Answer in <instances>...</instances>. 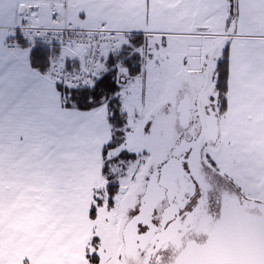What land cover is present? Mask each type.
I'll list each match as a JSON object with an SVG mask.
<instances>
[{"label": "crops", "instance_id": "obj_1", "mask_svg": "<svg viewBox=\"0 0 264 264\" xmlns=\"http://www.w3.org/2000/svg\"><path fill=\"white\" fill-rule=\"evenodd\" d=\"M19 2L0 0V12L21 16ZM25 2L38 5L35 17L23 13L34 22L47 21L52 3L78 25L105 20L115 29L139 30L172 73L189 69L191 46L207 55L234 18L220 126L233 128L237 174L264 200V0ZM12 27H0V264H87L96 230L89 195L102 181L114 133L108 106L66 104L58 81L33 65L29 46L5 44Z\"/></svg>", "mask_w": 264, "mask_h": 264}, {"label": "rangeland", "instance_id": "obj_2", "mask_svg": "<svg viewBox=\"0 0 264 264\" xmlns=\"http://www.w3.org/2000/svg\"><path fill=\"white\" fill-rule=\"evenodd\" d=\"M134 35L136 33L131 37ZM131 40L133 39L127 37L110 48L119 49ZM141 42L134 48L137 52L143 49V52L131 62L134 66L120 65L119 71L123 73L120 81L124 82L120 83L119 88L110 96L116 101L109 105L110 98L103 96L98 100L106 103L111 122L115 123L117 128L113 127V138L104 153L102 181L89 195L96 230L86 251L87 264H125L122 238L124 225L139 205L145 191L144 179L148 171L158 160L168 156L179 136L174 93L179 85L191 82L194 86H191L190 90L195 96L203 82V75L202 77L196 75L195 71L189 69L176 73L169 72L154 53L148 56L151 50H148L146 43ZM62 54L69 56L66 52ZM217 58L223 60L225 56L218 55ZM55 59L62 69L63 62L59 57ZM104 67L103 61H100L93 75H102ZM216 81L215 71L211 89L209 88L210 95L212 94L215 103L223 106L221 97L218 98L215 89ZM88 82L91 83V77L88 78ZM114 110H118L120 115L116 122L112 119ZM232 129L226 122L224 126L222 124L223 144L216 155L218 169L243 195L254 197L256 195L250 185L237 174L239 145Z\"/></svg>", "mask_w": 264, "mask_h": 264}, {"label": "water", "instance_id": "obj_3", "mask_svg": "<svg viewBox=\"0 0 264 264\" xmlns=\"http://www.w3.org/2000/svg\"><path fill=\"white\" fill-rule=\"evenodd\" d=\"M234 26L235 19L232 18L226 34L213 45L207 55L203 54L200 46H191L189 48L188 68L203 75V82L195 96L197 112L204 113V101L209 100L214 61L230 40L234 32ZM186 101H184L182 106L189 112L190 107ZM182 106L176 105L178 118L184 113ZM208 112L212 119L211 129L216 134L218 132L217 111L212 106H209ZM202 127V132L198 139L194 142L190 141L192 148L189 152V157L186 158L190 174H194L193 165H197L200 159L201 144L204 140L202 133L208 125L203 123ZM180 146L181 141L175 146L171 156L159 163L160 169L168 172V177L171 175L170 179L172 182L176 178L181 179V175L184 172L176 160L177 153L183 149ZM190 146L185 147V150H188ZM153 181V178L147 180L137 211L131 214L122 230L124 254L126 256L129 255L130 248L133 244H136L139 238L137 235L139 222L144 216L149 217L157 199L161 195V189ZM200 205L196 206L185 219L187 223H190L191 227H194L199 240H185L182 246L177 237L173 239L174 232H166L169 239L177 242L176 246L178 249L174 260L170 264H264V201L245 197L244 195L239 197L235 193L225 194L222 196L217 216L201 214ZM187 228L185 225L183 226L184 230Z\"/></svg>", "mask_w": 264, "mask_h": 264}, {"label": "flooded vegetation", "instance_id": "obj_4", "mask_svg": "<svg viewBox=\"0 0 264 264\" xmlns=\"http://www.w3.org/2000/svg\"><path fill=\"white\" fill-rule=\"evenodd\" d=\"M194 73L202 77V74ZM191 86H194L193 83L186 82L184 85H179L174 93L176 105L182 106L184 101L187 100L186 103L189 104L190 111H186L187 109L182 106L184 113L179 118L177 115V133L179 136L175 145L167 157L158 160L155 166L150 168L144 179L146 187L147 180L153 178V182L161 189V195L157 199L149 217L144 216L139 222L137 227L139 238L136 244H133L130 248L129 255L126 256L124 254L125 264H170L178 251L177 242H174L173 239L177 237L182 246L185 240H199L194 227H191L190 223L185 221L187 215L196 206L201 204V214L203 215L217 216L223 195L231 193H235L239 197L243 195L233 185L232 181L220 172L217 165L218 159L216 155L220 152L223 144L219 116V110L222 109V105H218V103L213 101L212 94L210 95V87L209 100L204 101V113L197 112L196 95L193 96L191 93ZM209 106H212L217 111L218 132L216 134L211 129L212 119L208 112ZM203 123L208 125V127H204L205 131L202 133L204 140L201 144L200 159L197 165H193L194 174H190L188 161H186L192 148L190 141L194 142L198 139L202 132ZM180 141V148L183 147V149L177 153L176 160L184 172L181 175V179L176 178L172 182L170 179L171 175L168 177V172L162 171L159 163L171 156L173 149ZM188 146H190L189 149L185 150V147ZM245 197L261 200L251 195ZM184 225L188 227L186 230L183 229ZM168 231L175 233L173 239L167 237L166 232Z\"/></svg>", "mask_w": 264, "mask_h": 264}, {"label": "snow or ice", "instance_id": "obj_5", "mask_svg": "<svg viewBox=\"0 0 264 264\" xmlns=\"http://www.w3.org/2000/svg\"><path fill=\"white\" fill-rule=\"evenodd\" d=\"M18 6L22 13L19 17H17L15 10L11 12H0V27L8 25L20 27L21 25L16 24L17 19L23 21L29 18L28 15L23 14L25 10L32 17L37 15L34 8L38 5L20 0ZM138 32L139 30H136V39L131 40L127 45H122L119 49L115 50L108 47L113 30L106 28L103 24H101L97 32L60 31L53 33L49 37L45 31H41L39 35L42 39L39 42L29 40L27 35H25L24 39L29 40L31 44L30 55L39 53L37 56L38 60L43 57L44 60L50 62V67H55V57H59L63 62L62 70L70 66L71 72H69V75L73 77V83L71 85L66 84L64 87L73 95L80 92L82 95H86L87 98L88 96H95L97 89L101 86L108 90L117 89L120 83L124 82L120 81V76L123 75L119 71L120 65L127 64L129 67H133L134 65L131 62L143 52L142 48L140 52L134 50L137 47ZM77 45L83 48V52L78 57L75 55L69 57L62 54L65 48L72 49ZM99 61H103L105 65L103 75H93L91 71H88L84 67L86 63L96 64ZM89 77H91V83L88 82ZM82 80L84 82L83 88L80 85V81Z\"/></svg>", "mask_w": 264, "mask_h": 264}, {"label": "built area", "instance_id": "obj_6", "mask_svg": "<svg viewBox=\"0 0 264 264\" xmlns=\"http://www.w3.org/2000/svg\"><path fill=\"white\" fill-rule=\"evenodd\" d=\"M50 10V15L47 21L33 22L31 20H24L23 22L18 24L21 25L20 27L13 26L12 29L16 34H12L7 38L6 45L8 47H16L20 45L31 47L29 40L39 42L42 39V37L39 35L41 31H45L47 36L49 37L52 36L53 33H58L60 31L97 32L100 29L101 24L105 25L106 28L113 30V35L108 47L114 46L120 40L125 39L127 37H131L133 34L132 31L115 29L111 27L105 20L98 21L94 26H79L76 25L73 21H71L67 15L55 10L52 3L50 4ZM25 35L29 37V40L24 39ZM80 48L83 50V48L79 45L74 46L72 49ZM55 61V67H50V62L47 61L45 72L53 79H56V81H58L61 85L72 84L73 77L69 75V72L71 71L65 69L62 70L56 59ZM98 64L99 62L96 64L86 63L84 67L88 71L94 73L98 67ZM80 84H84L83 80L80 81Z\"/></svg>", "mask_w": 264, "mask_h": 264}, {"label": "trees", "instance_id": "obj_7", "mask_svg": "<svg viewBox=\"0 0 264 264\" xmlns=\"http://www.w3.org/2000/svg\"><path fill=\"white\" fill-rule=\"evenodd\" d=\"M133 39H136L133 38ZM141 39L137 40V45L141 44ZM63 52H66V50H63ZM39 55V53L33 54L32 56V63L35 67L39 68L41 71L46 70V66H47V61L43 59V57H41L39 60L37 59V56ZM219 55H223L225 56V58L223 60H217L218 62H216L215 64V71L217 72V81L215 84V89L217 90L218 93V98L221 97V103L223 104L222 108L225 105V98H224V92L226 89V73H227V66H226V50L225 48L220 52ZM103 75V74H102ZM61 87V86H60ZM64 94H65V100H66V104L68 105H72L78 108H88L91 107L95 104L98 103V100L101 99L103 96H105L106 98H110V103L108 102L109 105H112L116 99L114 97H110L111 94H113L117 89H105L103 86H101L100 88L97 89L95 96H88L86 98V95H82L80 92H77L75 95H73L72 93H70L69 91L66 90V88L61 87ZM81 88H83V85L81 86ZM118 110H114V114L112 115V119L114 122H116V118L120 117V115L118 114ZM111 119V118H110ZM114 128H117V125H115V123H112ZM120 126V123H119Z\"/></svg>", "mask_w": 264, "mask_h": 264}]
</instances>
